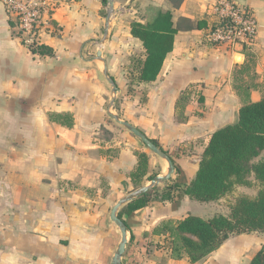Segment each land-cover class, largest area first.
<instances>
[{
	"label": "crops",
	"instance_id": "0c3cea01",
	"mask_svg": "<svg viewBox=\"0 0 264 264\" xmlns=\"http://www.w3.org/2000/svg\"><path fill=\"white\" fill-rule=\"evenodd\" d=\"M50 1L42 44L70 58L33 54L16 37L0 0V264H113L122 236L112 209L152 176H165L169 166L109 114L113 122L107 120L97 70L80 66L96 65L97 56L84 60L78 51L110 40V46L143 48L132 24L153 23L161 14H170L177 29L174 48L156 81L142 83L138 73L131 103L136 122L128 123L168 154L175 172L156 186L149 206L123 215L121 263L191 264L181 246L174 250L171 228L188 216H226L217 209L229 195L201 203L182 190L195 177L211 135L235 123L243 105L264 98V0H234L252 9L259 26L251 46L234 48L208 42L218 0H114L112 39H106L109 0ZM66 114L69 120L57 118ZM136 153L149 158L142 178L132 176ZM167 193L173 199L162 202ZM263 246L264 234L233 235L196 264H242L246 258L249 264Z\"/></svg>",
	"mask_w": 264,
	"mask_h": 264
},
{
	"label": "trees",
	"instance_id": "16d2710c",
	"mask_svg": "<svg viewBox=\"0 0 264 264\" xmlns=\"http://www.w3.org/2000/svg\"><path fill=\"white\" fill-rule=\"evenodd\" d=\"M171 18L170 14H161L153 23H133L131 26L132 36L141 41L146 52L139 73V81L142 83L157 80L167 55L173 51L177 29L173 28ZM10 26L14 28L12 21ZM197 28H202L201 22L197 23ZM28 48L40 57L55 55L54 49L47 45L36 44ZM57 118L69 120L70 115H58ZM152 142L160 148L155 141ZM263 151L264 98L243 105L235 123L220 128L211 135L195 177L182 190L192 200L209 203L226 196L235 185L246 186V178L250 174L262 184L256 198H239L229 217L216 215L210 219H202L188 216L175 228H171L174 250L177 251V246H181L189 255L191 264H196L212 254L233 235L264 233V158L253 163ZM136 157L138 168L132 176L145 177L149 165L148 155L136 153ZM155 178L152 176L149 181ZM179 187L177 185L176 189ZM156 189L157 187L152 188L127 203L119 211L118 217L123 221L124 214L131 215L149 206ZM172 199L169 193L161 197L162 202ZM250 264H264V246Z\"/></svg>",
	"mask_w": 264,
	"mask_h": 264
},
{
	"label": "rangeland",
	"instance_id": "374dc122",
	"mask_svg": "<svg viewBox=\"0 0 264 264\" xmlns=\"http://www.w3.org/2000/svg\"><path fill=\"white\" fill-rule=\"evenodd\" d=\"M108 10L109 6H108ZM10 15L11 21L14 23V33L16 37L20 39V41L23 43H27L25 46H36L35 44H42L43 42V34L46 32V25L45 24L40 25L37 28V35L34 32H29L28 30L23 28V24H21V20L17 17L16 13L13 12L12 15ZM52 27V31L57 36L60 35L59 28L56 26L50 25V30ZM114 32L109 30V33L107 34L106 39H112ZM105 37V36H104ZM103 37V39H104ZM120 37H123V34L120 35ZM110 42L105 41H98L93 46L90 47H82L79 48L78 54L81 58H84V60H90L95 59L97 54L96 52H102L104 53V61L107 64L109 73L108 76L104 75V63L97 60L96 65L87 66L82 61L80 66L83 68H86L84 70H97L98 73V81L100 83V86L104 89V94L102 95L104 99L108 100L106 103V118L110 122H113V120L108 115L109 112L114 114L115 116L119 117L122 121L128 122V121H134L136 122L135 112L131 107L132 101H134V89L133 86L136 85L137 82V75L140 73L141 64L142 61L145 59V50L141 47V45L136 43H130L126 46H120L119 44L110 46ZM70 52H60L58 55L54 56V58H70ZM240 60V58L238 59ZM108 78L114 79L115 83H117V86L119 89L124 88L125 92L124 94H114L112 86L108 83ZM98 86V87H100ZM141 101L144 103L146 100V97L143 95H140ZM114 102L113 104H111ZM141 126L142 121H140ZM115 124V122H114ZM121 126V125H120ZM122 128V127H119ZM128 134H130L131 138H136L130 131H128L125 127H123ZM122 130V129H120ZM106 137V135H105ZM140 142L141 146L145 148L148 154L151 156H154L156 158V161L161 160L157 155L152 153L139 139H135ZM262 158H264V151L261 153ZM164 162V161H160ZM254 162V161H253ZM246 186L244 185H235L234 188L229 192V199H227L226 202L222 203L220 207H218L217 210H220L221 212H224L226 216H230L232 213V207L236 203V201L241 197H249V198H256L259 191L262 189V184L256 180L255 176L253 174H250L246 178ZM151 184V183H150ZM149 184V185H150ZM163 186V184L161 185ZM252 234V233H251ZM264 234V233H261ZM256 255V254H255ZM254 255V256H255ZM254 258V257H253ZM252 258V259H253ZM251 259V260H252ZM249 258H246L243 260L242 264H247ZM250 260V262H251ZM249 262V264H250Z\"/></svg>",
	"mask_w": 264,
	"mask_h": 264
},
{
	"label": "built area",
	"instance_id": "2783aa9c",
	"mask_svg": "<svg viewBox=\"0 0 264 264\" xmlns=\"http://www.w3.org/2000/svg\"><path fill=\"white\" fill-rule=\"evenodd\" d=\"M5 5L8 14L15 12L23 28L36 35L37 28L46 22L45 15L54 8L50 0H5ZM214 14L216 23L207 35L211 45L234 48L254 43L259 26L250 7L234 0H218Z\"/></svg>",
	"mask_w": 264,
	"mask_h": 264
},
{
	"label": "water",
	"instance_id": "95a60500",
	"mask_svg": "<svg viewBox=\"0 0 264 264\" xmlns=\"http://www.w3.org/2000/svg\"><path fill=\"white\" fill-rule=\"evenodd\" d=\"M109 8L110 11L108 13V16L106 18V33H108V29L110 27V22H111V17H112V13L114 11V0H109ZM97 60L99 61H103L102 58V53L98 52L97 54ZM105 63V62H104ZM104 74L106 76H108V68L107 65L105 64L104 66ZM108 82L112 85L113 87V93L117 94L118 93V88L114 82V80L112 78H108ZM109 115L121 126L125 127L127 130H129L134 136H136L137 138H139L142 143L155 155H157L158 157H160L161 159L165 160L168 163L169 166V171L165 176H158L156 177L153 181H151V184L145 187L140 188L139 190H136L135 192L131 193L129 196L123 198L122 200H120L116 206L112 209L111 211V220L114 224H116L118 226V228L120 229L121 232V243L119 245V248L117 250V253L113 259V264H122V257L125 253L126 250V245H127V227L125 225V223L118 217V213L120 208L131 202L133 199L137 198L138 196H141L142 194L147 193L150 189L170 181L171 177L173 176L174 172H175V166L173 161L171 160V158L168 156V154H166V152H164L163 150H161L160 148H158L151 140H149L142 132H140L137 128H135L134 126H132L131 124H129L128 122L122 121L119 117L115 116L114 114H112L111 112H109Z\"/></svg>",
	"mask_w": 264,
	"mask_h": 264
}]
</instances>
